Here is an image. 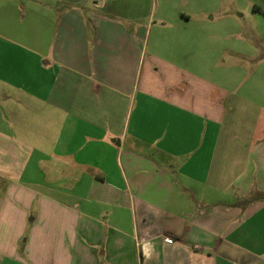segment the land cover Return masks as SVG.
I'll return each instance as SVG.
<instances>
[{"label": "crops", "instance_id": "0c3cea01", "mask_svg": "<svg viewBox=\"0 0 264 264\" xmlns=\"http://www.w3.org/2000/svg\"><path fill=\"white\" fill-rule=\"evenodd\" d=\"M138 1L0 0V264H264V58L209 80Z\"/></svg>", "mask_w": 264, "mask_h": 264}, {"label": "rangeland", "instance_id": "374dc122", "mask_svg": "<svg viewBox=\"0 0 264 264\" xmlns=\"http://www.w3.org/2000/svg\"><path fill=\"white\" fill-rule=\"evenodd\" d=\"M44 2L30 0L29 4L39 11L49 12ZM135 4L131 6L136 7L142 19L151 16L155 22L163 15L173 22L177 18L172 16L180 11L191 16L187 18L183 38L175 30V25H170L171 28L161 34L160 40L167 46H163L161 52L170 50L171 57L177 60L185 58L188 67L196 68L209 80L216 78L221 65L224 66L222 76L226 78L238 73L239 64L257 67L264 58V0H139ZM153 39L152 35L150 44ZM221 48L224 50L219 53ZM228 49H233V52ZM44 163L49 175L54 174L49 163ZM48 179L54 180V177ZM54 190L49 194V198L54 200L49 203V208L57 200ZM54 220L47 219V228L56 227Z\"/></svg>", "mask_w": 264, "mask_h": 264}, {"label": "built area", "instance_id": "2783aa9c", "mask_svg": "<svg viewBox=\"0 0 264 264\" xmlns=\"http://www.w3.org/2000/svg\"><path fill=\"white\" fill-rule=\"evenodd\" d=\"M167 239V238H166Z\"/></svg>", "mask_w": 264, "mask_h": 264}]
</instances>
